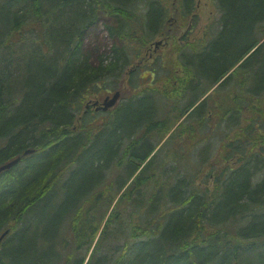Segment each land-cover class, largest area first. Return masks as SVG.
<instances>
[{"label": "trees", "instance_id": "trees-1", "mask_svg": "<svg viewBox=\"0 0 264 264\" xmlns=\"http://www.w3.org/2000/svg\"><path fill=\"white\" fill-rule=\"evenodd\" d=\"M198 1L0 0V166L19 157L0 172V264H264V0H213L201 42L173 37L171 16L197 18ZM100 16L116 42L94 65L82 42ZM157 37L174 41L163 59ZM141 58L150 92L86 107L133 87L138 71L122 74ZM234 119L235 137L197 140L203 173L181 166L189 140Z\"/></svg>", "mask_w": 264, "mask_h": 264}, {"label": "rangeland", "instance_id": "rangeland-1", "mask_svg": "<svg viewBox=\"0 0 264 264\" xmlns=\"http://www.w3.org/2000/svg\"><path fill=\"white\" fill-rule=\"evenodd\" d=\"M177 13H179L178 10H177ZM196 14H197V18L193 19L192 17H188L182 21L179 19L178 15L173 14L171 16V20L167 24L166 30H168V29L172 30V36L175 38L181 37V36L186 34L187 39H190V38L197 39L201 42V40L203 38V33L207 30V27L209 28L210 24H212V28H214L216 21L218 20V14L219 13H217V9H216V6H215L213 0H201L200 2L198 1V8H197ZM114 22H115V20L113 17L100 16V17H98L96 23H93L92 25H90L89 28L85 31V33L83 35L82 51L85 55H87V57L91 61V64L96 65L100 61V59H104V60L109 59L110 49L113 46L114 41L116 42V40H114L115 38L113 39L111 37V35L108 33L106 25L107 24L113 25ZM161 38L162 37L153 38L154 39L153 41H156V40L161 39ZM173 43H174V41H172V42L166 41L164 44L160 45L157 48H155L154 45L152 44V45H150V52H152L153 55L155 57H157L158 59H159V57L162 58L161 56L166 54L167 50L172 47ZM118 45H120V44H118ZM172 58H173V56H172ZM134 64H135V62L133 63V65ZM147 64H148V66H147ZM151 65H152L151 63H147V62L146 63L144 62V63L137 65L138 69H135L134 72H132L131 74H135L138 71V73H136V74H138L137 80L139 82L136 81V79H134L135 85L133 87L125 86L124 89H126V91H124L122 93L121 101H119L117 103V105L121 104V102H124L128 98H130L132 96V94L136 92L138 87H140L143 83L149 92L154 88L155 83H157L156 80L158 79V77L156 75H153V78H151V75H152V73L150 71ZM129 67L131 68L132 66L128 65L126 67V69L124 70V73L122 75H125V73L129 69ZM129 78L130 77L124 78V81L129 82ZM107 90L108 89H106V91H103L101 93V95L98 96V100H102L107 94H109V90L108 91ZM157 90H160V92L162 90L160 88L155 90L156 94L159 95V92ZM152 94H154V96H156L154 91H152ZM157 107H158V109L160 108V103H158ZM89 119H91V117L86 118V121ZM221 127H222L221 132L223 133V136H224L226 134V131L223 130L224 125H222V126L218 125L217 126L218 129ZM227 127H231V125L225 126V128H227ZM203 136H204V132L199 133L197 138H195L196 141L192 142L191 140H189V142L186 144V146L190 150H189V155H188L189 157L187 158V160L182 159L180 161V164L183 168L185 167V165H187L186 169L187 168L190 169V167L192 168L193 165L199 164L201 166L202 173H203L204 169H207L206 166H207V162H208L207 160L208 159L207 160L201 159V155L199 156V153H201L200 150H202L204 148L207 141L206 142L197 141V140H201L203 138ZM174 137L176 139H171L168 137V135L164 137L163 141L166 142L165 143L166 146L168 145L167 147L169 149H171L170 147H172L171 146L172 144L174 145L173 147H177L179 144V146L182 148L181 144H183V145H185V144H184V142H181V140H184V139H182V137H180V135L178 137L176 134L174 135ZM214 139L215 138H212L211 141H214ZM151 142L154 144L155 139L152 140ZM165 150H166V148L161 150L160 155H158V158L164 156ZM179 155L182 156V153H179ZM216 157H217V153H216L214 158H216ZM214 158H212V159H214ZM210 160H211V158L209 159V161ZM214 160L218 161V158L214 159ZM158 162L160 163V161H158ZM162 163H163V161H162ZM168 166H170V167L167 168ZM175 166H176V162H174L173 159H167V160H165L162 168L168 174L167 170H169V169L171 170ZM183 174H185V172H183ZM254 181H256V180H254ZM254 181L252 180V182H254ZM207 184H208V186H212V181L211 180L207 181Z\"/></svg>", "mask_w": 264, "mask_h": 264}, {"label": "water", "instance_id": "water-1", "mask_svg": "<svg viewBox=\"0 0 264 264\" xmlns=\"http://www.w3.org/2000/svg\"><path fill=\"white\" fill-rule=\"evenodd\" d=\"M160 42H157L155 45H158ZM120 96V92L119 91H116L114 92V94L110 97V96H107L104 98V100L102 101V103L100 105H97L98 104V101H95L93 103V105H97L95 107L96 110H107L108 108L112 107L118 100ZM33 152V149H26L23 154L24 155H27L29 153ZM19 160V157H16L8 162H6L5 164L1 165L0 166V172L1 171H4L6 169H9L10 167H12L17 161ZM8 233V230H5L4 232L1 233L0 235V241L2 240V238Z\"/></svg>", "mask_w": 264, "mask_h": 264}, {"label": "flooded vegetation", "instance_id": "flooded-vegetation-1", "mask_svg": "<svg viewBox=\"0 0 264 264\" xmlns=\"http://www.w3.org/2000/svg\"><path fill=\"white\" fill-rule=\"evenodd\" d=\"M233 69H235V66L233 67ZM218 83H219V82L214 83V84L211 86L210 90L207 91V93H206L205 96H207L212 90L216 89V88L218 87ZM233 99H234V101H235V91L233 92ZM232 132H233V136L235 137V119H234V121H233V125H232ZM234 165H235V162H234Z\"/></svg>", "mask_w": 264, "mask_h": 264}, {"label": "bare ground", "instance_id": "bare-ground-1", "mask_svg": "<svg viewBox=\"0 0 264 264\" xmlns=\"http://www.w3.org/2000/svg\"><path fill=\"white\" fill-rule=\"evenodd\" d=\"M259 44H260L259 42H256L255 45H254L253 47H251V46L249 45V48L251 47V49H250L249 52H253V51L257 48V46H258ZM247 56H248V54L245 55V57H247ZM151 144H152V142H151ZM160 145H161V143H158L157 146L154 147V149L160 150V152H161V150L163 149L164 146H161V147H160ZM152 154H153V152H152ZM18 161H19V160H18ZM18 161H17V162H18ZM17 162H16V163H17Z\"/></svg>", "mask_w": 264, "mask_h": 264}]
</instances>
